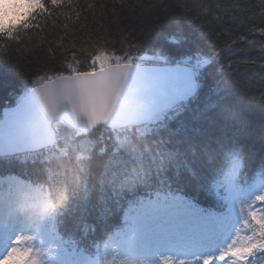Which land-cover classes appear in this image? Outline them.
Segmentation results:
<instances>
[{
	"label": "trees",
	"instance_id": "obj_1",
	"mask_svg": "<svg viewBox=\"0 0 264 264\" xmlns=\"http://www.w3.org/2000/svg\"><path fill=\"white\" fill-rule=\"evenodd\" d=\"M44 4L48 11L37 12L32 27L16 33L18 40L0 36V111L36 85L34 81L71 69L90 70L99 52L112 59L125 53L149 55L152 61L163 57L172 64L186 59L195 63L199 57L210 65L196 71L195 95L169 115L154 139H167L168 131L179 128L183 131L176 138L186 135L197 152L224 140L243 149L248 159L228 182L224 176L231 162H226L213 173L210 194H201L194 178L202 168L169 171L158 181L153 177L159 170L150 165L147 153L143 161L130 152L123 162H116L107 145L119 136L131 140L130 148L144 149L149 142L140 127L113 133L99 126L84 132L89 145L73 148L70 138L81 133L55 122V144L33 153L0 156V177L15 174L44 188L51 199L65 192L67 198L51 211L50 219L64 246L92 256L106 245L113 249L115 233L123 227V211L138 196L180 193L204 209L221 212L229 203L228 193L246 195L248 189L243 192L241 187L257 175L264 187V33L259 31L264 29V0H63L57 6L44 0ZM209 99H221L222 105L239 111L241 123L226 120ZM150 143L154 147L157 141ZM91 144L95 147L89 152ZM247 219V225L256 227Z\"/></svg>",
	"mask_w": 264,
	"mask_h": 264
},
{
	"label": "snow or ice",
	"instance_id": "obj_2",
	"mask_svg": "<svg viewBox=\"0 0 264 264\" xmlns=\"http://www.w3.org/2000/svg\"><path fill=\"white\" fill-rule=\"evenodd\" d=\"M54 6L60 5L63 0H50ZM44 0H37L36 7L28 14L27 28L32 27V20L36 13L47 12ZM26 28V29H27ZM19 26H14L11 30H0V36L9 40L19 39L16 33ZM264 33V29L259 30ZM139 49V45L135 46ZM207 56V54H204ZM137 55L116 56L115 63L111 62L104 52L93 57V66L89 71L79 72L71 69L70 74H59L52 86L47 84L33 87L31 93L38 104V110L47 117H53L57 109L67 104L70 106L73 116H83L88 126L96 127L101 123H109L112 132L121 128L140 127L145 136L146 143L144 149L137 151L130 148L129 138L115 136L107 145L109 152L117 157V163L124 161V157L130 152L137 159L143 161L145 154L149 156L151 166L156 167L159 172L155 178L163 181L169 171L188 170L196 171L202 168L203 173H198L195 179V189L201 194H210L208 184L213 173L224 165L231 162V170L225 173V182H228L235 174L237 168H243L248 160L243 149L234 143L221 140L214 147H206L197 152L190 144L185 135L182 139H177L183 129L167 132V139H154L157 136L159 126L163 124L170 114L183 106L186 98L192 96L194 88L184 87L183 82L174 76L178 71L195 72L202 67L210 65L208 59L197 57L195 63L192 59H186L172 64L168 59L157 57L151 61V67L141 65L133 68L132 61ZM71 68V66H69ZM198 80V77H196ZM39 83V81H34ZM231 83V81H229ZM219 86V85H218ZM183 87V94L178 98V102L166 106L163 110H155L150 107L148 101L159 95L165 94L169 90ZM222 99V98H221ZM221 99L213 102L208 100L210 106L219 107L226 120L241 123L239 111L222 105ZM28 113L23 108L12 111L9 119L13 122L25 120L30 126V139L37 129L47 130L48 121L40 119L35 113ZM163 133H161L162 135ZM157 141L155 146L151 141ZM53 141L49 140L48 143ZM89 145L86 133H81L69 140V146L80 148ZM183 145V146H182ZM39 145H36L38 147ZM95 144L88 147L90 152ZM158 158V159H157ZM264 163V161H262ZM187 195V194H185ZM188 196V195H187ZM195 199V195L192 196ZM255 200L264 202V195H256ZM252 223L256 226V231L251 236L246 237L239 244L235 240L228 241L226 245H221L216 251L202 255V259L197 258L195 264H255L257 253L264 255V215L254 210H249ZM248 221H245L247 224ZM224 224L223 221L216 220L208 224L204 229V241L208 245L215 243L213 230ZM9 228H4L0 234V239L4 242V251L0 254V264H10L18 259L20 264H28L31 249L26 246L25 241L30 240V236L9 232ZM162 264H174L172 260H164Z\"/></svg>",
	"mask_w": 264,
	"mask_h": 264
},
{
	"label": "rangeland",
	"instance_id": "obj_3",
	"mask_svg": "<svg viewBox=\"0 0 264 264\" xmlns=\"http://www.w3.org/2000/svg\"><path fill=\"white\" fill-rule=\"evenodd\" d=\"M111 62L114 64L115 58L111 59ZM232 184L235 186L234 183ZM239 186L237 185V187ZM241 188L240 190L243 192L248 189L246 195L236 191L228 193L226 200L229 203L226 209L221 212L200 209L182 196L170 193L155 192L149 197H140L129 204L126 209L125 229L114 237L113 249L106 245L100 250V253L92 256L76 254L71 247L67 248L60 244L57 234L51 230L48 223L51 214L44 207L45 201L48 199L45 190L16 176L8 175L0 177V234L3 233L4 228L10 227V233L31 237L30 240L25 241L26 246L31 249L28 264H162L164 260H172L174 264H195L197 258H202L192 253L184 257L161 255L157 252L155 255L143 253L141 255L138 249H142V244L145 242L142 241L141 244L137 240L136 234L147 230L145 224H147L148 218L153 221L162 216L171 217V220H167L166 226H159L162 224L158 221L151 226L162 227L158 229L161 232L156 230L152 232L157 234L156 238H164L168 241V235L178 225L190 226L193 220L201 219L204 220L201 224V232H203L208 224L220 220L224 224L218 225L213 230V234H217L221 238L220 246L226 245L231 240H235L239 244L257 230L256 227L250 226V223L249 225L245 224V217L250 218L249 210L263 214L262 203L255 200L256 195H262L264 192L263 180L257 175L251 184ZM142 204L143 206H141ZM155 204L159 205V212H153V209L148 207H154ZM168 226L170 231L167 232L164 229H167ZM136 248L138 249L136 250ZM3 251L4 242L3 239H0V254ZM254 259L255 264H264V255L257 253ZM12 263L20 264V261L16 259Z\"/></svg>",
	"mask_w": 264,
	"mask_h": 264
},
{
	"label": "water",
	"instance_id": "obj_4",
	"mask_svg": "<svg viewBox=\"0 0 264 264\" xmlns=\"http://www.w3.org/2000/svg\"><path fill=\"white\" fill-rule=\"evenodd\" d=\"M148 55H140L138 59H147ZM133 64V63H132ZM138 64H133V68ZM145 67H151L147 65H141ZM68 75V74H64ZM174 76L183 82L184 87H193L195 92L191 97L194 96L197 90V83L194 77L193 72L191 71H178L174 73ZM58 77L55 76L49 80L44 81L41 84L35 85L33 87H38L42 85L52 86V83ZM31 87L28 89L22 97L11 106H6L2 108L0 113V156H8L21 154L25 152H34L37 150H41L43 148L52 146L56 140V132L54 127L52 126L53 122L61 121L68 125L70 128L77 130L78 132H89L91 130L96 129L98 126H104L109 128V123H101L96 127H91L87 125V122L83 116L75 117L73 116L70 106L67 104L61 105L56 114L49 118L44 113L38 110V104L35 101L34 96L31 93ZM183 94V87L177 88L175 90H169L163 95H159L155 97L153 100H149L148 103L150 107L155 110H163L166 106L173 105L174 102H178V98ZM186 98V100L190 99ZM31 106L30 111L35 113L40 119L48 121L49 128L44 130L42 128L37 129L32 135L33 139H30V126L27 124L25 120H21L18 122H13L9 119L10 114L13 110L17 108H23L26 110V114L28 113V106ZM53 141L52 143H48V141ZM36 145H39L36 147Z\"/></svg>",
	"mask_w": 264,
	"mask_h": 264
},
{
	"label": "bare ground",
	"instance_id": "obj_5",
	"mask_svg": "<svg viewBox=\"0 0 264 264\" xmlns=\"http://www.w3.org/2000/svg\"><path fill=\"white\" fill-rule=\"evenodd\" d=\"M8 175H13V174H7L5 176ZM141 206H143V204ZM158 206H159L158 204H155L154 207L153 206H148V207L151 210L153 209V212H159ZM167 220H171V217L168 218V216L166 217L162 216L160 219L158 220L156 219L153 221L149 220V218L147 219L146 221L147 224H145L147 225L145 227L147 228V230H142L140 233L136 234L137 240L141 244L142 241L145 242V244H142L141 247L142 249L136 248V250L138 249L141 252L140 253L141 255L143 254L155 255V253L157 252L160 253L161 255L169 254V255H176L178 257L181 256L184 257L192 253L193 255H198L202 258V255L212 251H216L220 246L221 238L217 234H213L215 243H213L212 245H208L204 241L203 238L204 231L201 232V224L203 223L204 220L201 219L193 220L190 226L185 227L184 225L183 226L178 225L177 227H175V229H173L174 231H172V233L168 235L169 241L165 240L164 238H156L157 234H155L152 231L156 230L157 232H161L158 231L159 228H162L159 226H166ZM157 221L162 225L159 226L155 225V227H151L152 225L157 223ZM198 225L200 226L198 227ZM169 226H172V224H169ZM169 226L167 229L164 230L167 232L170 231ZM12 262L13 261H11L10 264H13ZM229 264H231V262H229Z\"/></svg>",
	"mask_w": 264,
	"mask_h": 264
},
{
	"label": "clouds",
	"instance_id": "obj_6",
	"mask_svg": "<svg viewBox=\"0 0 264 264\" xmlns=\"http://www.w3.org/2000/svg\"><path fill=\"white\" fill-rule=\"evenodd\" d=\"M37 0H0V30H11L14 26L26 29L28 14L36 7ZM66 194L61 190L55 199L48 198L44 207L47 211H55L66 199Z\"/></svg>",
	"mask_w": 264,
	"mask_h": 264
}]
</instances>
